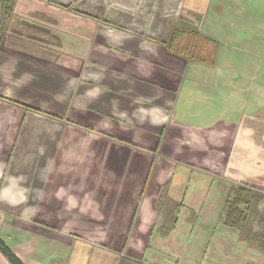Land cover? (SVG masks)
<instances>
[{"label": "crops", "instance_id": "0c3cea01", "mask_svg": "<svg viewBox=\"0 0 264 264\" xmlns=\"http://www.w3.org/2000/svg\"><path fill=\"white\" fill-rule=\"evenodd\" d=\"M182 19L225 38L223 62L211 68L170 53ZM0 25V238L16 256L25 264H263L264 253L221 224L238 180L183 158L186 146L199 148L186 143V129L200 133L217 109L181 110L177 71L194 82L185 95L195 108L201 70L218 88L220 66L249 68L245 54H264V0H17ZM228 70L224 82L234 86ZM244 89L231 87L229 98ZM220 100L228 107L227 94ZM91 144L108 155H93ZM156 167L161 181L148 190ZM102 175L112 189H91ZM110 198L115 205L103 208ZM90 224L98 242L85 238ZM0 264H11L1 251Z\"/></svg>", "mask_w": 264, "mask_h": 264}, {"label": "rangeland", "instance_id": "374dc122", "mask_svg": "<svg viewBox=\"0 0 264 264\" xmlns=\"http://www.w3.org/2000/svg\"><path fill=\"white\" fill-rule=\"evenodd\" d=\"M208 24L209 21L207 20L206 25ZM225 55L226 44L225 38H223V40H221L219 52L221 62L224 61ZM263 56L264 54H256L252 52L245 54L244 57L246 60V64L249 66V68L247 69L237 68L234 70H228V68H223L222 66H220L217 73V78L219 80L218 88L206 82L205 80V78H208L210 70H201L195 78L198 81L201 80L203 83L201 90L203 100L201 101V104L197 101L198 106L195 108L194 106H190L193 100H195V97L191 94L185 95L188 87L194 82L192 81V79L186 80L187 70H184L185 72L183 70L177 71V74L181 76L179 80L181 83H183L178 90L179 93L177 102L181 110L182 108L194 109L196 113L202 111V106H212L214 109H217L216 111H211V118L203 117L204 120L202 121V127L200 126V133H189V129H186V133H184V140L186 141V143H189V141L194 139L192 141L193 145L197 146L195 144L197 143L199 145L197 147L199 148L186 146L185 156H183V158L186 157V155L191 154L195 156V160L197 161L199 166L205 165L206 167H209L213 174L222 177L227 176L230 179H233V181H243L250 185L261 188H264V85H258L257 82L254 81V76L250 72L259 74L261 77L260 82H264V60L262 59ZM253 64L259 65L261 66V68L255 69L253 68ZM227 70L236 73L232 78L238 81L239 84L236 83V81H234V86L225 84L224 81L226 77L224 76V71ZM231 87H235V91H237L238 88L242 90L243 87H245V89L244 92H240L242 93L241 96L234 97L232 95V98H229ZM258 87L263 89H258ZM211 88L216 89L217 91L212 92ZM195 93L196 95L198 94V89H196ZM226 94L228 96V107H222L221 105H219L220 103H222L220 97ZM237 95H240L239 92L237 93ZM258 95H260L261 98L257 97ZM223 104L225 105V101L223 102ZM207 116H209L208 113ZM86 121L89 122L90 119L87 118ZM183 122L186 124V126L193 125V122H196V119H193V117L187 115V117L183 119ZM159 137L161 138L160 132L155 131L153 135L155 144L158 143ZM164 139L165 136L162 137L161 141H164ZM179 141L181 142V139H179ZM99 149L103 151L104 155H108L107 147H96L95 144H91L90 146V150L91 152H93V155L94 153H96V155L99 154ZM162 151L163 144L161 143L158 154H161ZM167 151L168 147H165L162 155L166 154ZM118 153L119 151L117 149L114 154H112L111 152L110 155L117 156ZM186 159V161H188L189 158L186 157ZM94 167L95 165H89V168ZM157 168L158 167L153 170L151 179L148 184V190H152L153 188H155L161 181V173L157 171ZM98 177L99 176H97V178ZM102 177L105 178V181H89L91 189H95L94 185L96 184L98 185V188L103 187V189L106 190L112 189L113 182L107 180L104 175H102ZM222 182L225 183L224 180H222L221 183ZM215 183H218V179H216ZM234 183L237 182H233V184ZM225 184L227 185V183ZM97 190L100 191L102 189L92 190L90 195H92L93 193L96 194L95 191ZM222 195L223 194H221V196ZM108 205H115V198H110L107 203L105 201L103 208ZM261 211L264 213V205L261 206ZM74 215H76L77 218H81L80 212L75 211ZM92 226L93 224H90L89 227L84 228L83 231L86 233L84 234L87 236L85 238L98 242L99 240L96 239L97 234H95L97 230H93ZM254 230L260 231L261 229H259L258 226L255 225ZM235 234L236 238L234 235V239L232 240V242L233 245L236 244L239 246V241L237 239L238 234L236 232ZM109 248L111 247L109 246ZM90 250V254L96 253V250L95 252L93 251V245H91ZM218 258L220 259L222 257L218 256ZM217 262L218 264L226 263L221 260H218Z\"/></svg>", "mask_w": 264, "mask_h": 264}, {"label": "trees", "instance_id": "16d2710c", "mask_svg": "<svg viewBox=\"0 0 264 264\" xmlns=\"http://www.w3.org/2000/svg\"><path fill=\"white\" fill-rule=\"evenodd\" d=\"M17 0H4L0 22L12 17ZM1 26V25H0ZM171 54L187 63L214 67L218 62L220 44L205 36L188 20L182 19L173 28L167 46ZM264 189L246 183L235 184L226 199L220 216L221 224L240 234L243 241L264 253ZM258 226L260 231L254 230ZM0 251L11 264H25L0 238Z\"/></svg>", "mask_w": 264, "mask_h": 264}]
</instances>
